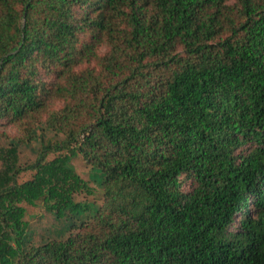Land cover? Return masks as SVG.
<instances>
[{"label":"trees","instance_id":"16d2710c","mask_svg":"<svg viewBox=\"0 0 264 264\" xmlns=\"http://www.w3.org/2000/svg\"><path fill=\"white\" fill-rule=\"evenodd\" d=\"M0 264H264V0H0Z\"/></svg>","mask_w":264,"mask_h":264},{"label":"rangeland","instance_id":"374dc122","mask_svg":"<svg viewBox=\"0 0 264 264\" xmlns=\"http://www.w3.org/2000/svg\"><path fill=\"white\" fill-rule=\"evenodd\" d=\"M23 156L25 158L30 157L29 151L25 150L23 152ZM72 163L75 166L74 168L76 172H78L81 175V177H83L85 180L89 181V184L95 187L97 193L99 194V189L101 190V185H100L102 178L101 173L98 170L94 169L91 171L89 175V167L85 164V161L79 155H75L72 157ZM97 193L94 192L95 195H98ZM30 211L36 214L35 217H37L35 222H33L32 224V227L35 230L36 235L43 233L44 230L50 227V225L53 222L54 223L59 222L58 220H54V215L50 214L49 212H45L46 211L45 209H39L33 207ZM83 218L84 216L81 217V219ZM67 232H68L67 230L64 231L61 234V236H64Z\"/></svg>","mask_w":264,"mask_h":264}]
</instances>
